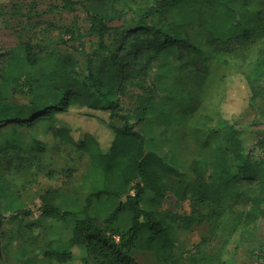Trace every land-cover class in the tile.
<instances>
[{"label":"trees","instance_id":"1","mask_svg":"<svg viewBox=\"0 0 264 264\" xmlns=\"http://www.w3.org/2000/svg\"><path fill=\"white\" fill-rule=\"evenodd\" d=\"M62 2L70 12L81 6L88 19L87 33L98 40L87 61L88 73L80 79L72 59L64 57L51 72L31 79L26 66L38 63L33 47L20 44L8 52L6 67L0 71L1 84L15 86L25 77L31 100L28 103L11 100L5 89L0 88V125L9 121L17 124L10 128L16 135L0 138V164L9 149L45 153L48 142L39 132L32 134L28 144L23 129H37L39 124H44L52 139L59 135L88 154L96 182L79 210L49 201L41 205L39 210L49 221L45 229L47 247L40 258L23 244L15 251L17 261L20 264H76V261L140 264L132 255L139 252L152 256L156 264H213L216 259L224 262L226 246L237 232L264 218V161L252 157L243 133L220 114L216 131L203 127V133L196 136L202 154L192 160L188 172H181L177 153L174 151L172 158H167L164 150L167 140L154 131L157 128L166 133L174 124L182 123L183 119L172 117L166 105L182 98L184 102L179 105L184 113L191 107L195 91L180 88L181 96L171 93L165 102L137 97L132 113L123 112L118 95L128 85L143 89L137 79L156 59H163L161 80L172 74L171 57L180 69L194 67V87L201 88L206 80L207 62L220 61L224 55L244 54L259 45L253 68L246 72L232 71L229 75L242 76L251 101L264 99V8H251L249 0H153L142 7H133L122 0L130 8L135 26L122 32V36L130 37L128 47L115 51L106 38L112 32L121 35L123 27L112 24L124 13L114 0ZM5 8L0 4V16L21 14L15 4L11 11ZM189 11L196 21L184 17L183 13ZM197 29L201 31L198 33ZM73 109L108 112L110 136L86 132L75 138L72 125L66 122L67 126L58 117ZM138 123L144 128L142 133L135 129ZM171 177L178 180L177 198L192 201L191 213L143 209L141 203L146 192L165 196ZM104 197L126 198V201L101 223L91 215V208ZM1 200L8 203L11 215L7 217L0 210V229L6 220L34 214L14 204L13 191L0 174ZM127 213L130 226L122 230L116 224ZM196 225H208V232L192 250L184 251L179 230L188 231Z\"/></svg>","mask_w":264,"mask_h":264},{"label":"rangeland","instance_id":"2","mask_svg":"<svg viewBox=\"0 0 264 264\" xmlns=\"http://www.w3.org/2000/svg\"><path fill=\"white\" fill-rule=\"evenodd\" d=\"M82 1V0H76ZM124 15L115 21L113 27H123L121 35L112 32L107 36V43L115 51L122 50L130 44V37L122 36V32L135 26L131 12L122 0H114ZM133 7H142L153 3V0H126ZM251 8H264V0H249ZM241 2V1H239ZM6 11H11L13 4L20 7L21 14L0 16V71L7 64L9 51L20 44L33 47L38 63L35 66L27 65V76L36 79L42 73L51 72L59 59L70 57L74 62V69L80 79L88 73L87 61L93 54L97 38L87 33L88 19L81 6L70 12L64 7L62 0H0ZM241 4V3H239ZM175 12L169 14L172 17ZM186 19L193 20V13H183ZM201 30L197 29L199 33ZM259 45L247 50L244 54L224 55L220 60L213 59L206 63L207 72L205 84L201 88L194 87L195 70L192 66L180 69L170 57L174 67L168 79L160 69L163 59H156L148 71L139 76L143 89L139 86L128 85L126 91L118 98L123 105L124 113H132L137 105V97L154 99L165 102L168 95L181 96L179 89L195 91L192 95L191 107L182 113L184 99L168 102L166 108L176 119H183L182 123L171 126L166 133L155 128L154 133L167 140L164 150L167 158H172L175 151L179 158L181 172H188L194 158L202 154L201 148L195 141L197 135L202 134L203 127L214 128L220 114L231 121L244 135L248 151L256 160L264 161V99L251 101L250 90L240 74L230 76L232 71H249L253 68ZM223 60L226 62L224 63ZM264 84V79L262 80ZM3 85L0 81V88ZM5 95L19 103H28L31 95L26 87V78H22L17 85L3 87ZM62 122L70 123L75 138L82 137L86 132L100 137L110 136L109 113L106 111H90L87 109H73L68 114H58ZM204 117L212 120H204ZM60 125V124H59ZM62 125V124H61ZM68 126V124L66 123ZM17 126L13 121L0 125V138H12L16 135L10 130ZM25 139L30 144L33 133L39 132L47 143V151L30 153L17 152L9 149L5 157L1 158L0 174L7 180L15 196V205L32 210L31 216L20 217L15 221L6 220L0 229V252L2 264H20L15 251L25 244L31 247L41 258L42 251L47 247L45 232L49 224L39 208L46 201L59 203L66 209L79 210L84 198L89 193L96 178L92 174L91 160L88 154L79 151L61 136L47 134L44 124L37 129L25 128ZM141 133L142 124L135 125ZM47 134V135H46ZM161 141V140H159ZM178 180L171 177L168 180V191L165 196H158L146 192L141 206L147 211L174 212L179 214L191 213L192 201L180 200L175 195ZM126 198L116 199L104 197L96 201L91 208V215L103 220ZM8 203L0 202L1 213L7 217L11 215ZM131 218L127 213L116 224L125 230L130 226ZM208 232V225H196L191 230H179V240L184 251L192 250ZM116 239L117 236H116ZM192 252V251H191ZM132 255L140 264H156L152 256L133 252ZM224 262L217 259L213 264H264V218H259L251 226L237 232L227 244L223 255ZM76 264L80 262L76 261Z\"/></svg>","mask_w":264,"mask_h":264}]
</instances>
